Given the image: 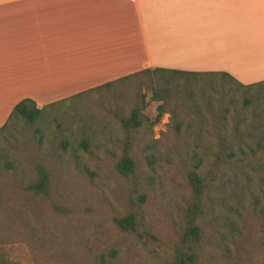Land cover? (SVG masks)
I'll return each instance as SVG.
<instances>
[{
	"label": "rangeland",
	"instance_id": "374dc122",
	"mask_svg": "<svg viewBox=\"0 0 264 264\" xmlns=\"http://www.w3.org/2000/svg\"><path fill=\"white\" fill-rule=\"evenodd\" d=\"M40 106L0 132L3 264H179L188 172L203 180L192 264H264V84L141 72ZM133 108L140 126L124 131ZM39 171L45 194L27 189ZM128 212L136 233L113 224Z\"/></svg>",
	"mask_w": 264,
	"mask_h": 264
},
{
	"label": "crops",
	"instance_id": "0c3cea01",
	"mask_svg": "<svg viewBox=\"0 0 264 264\" xmlns=\"http://www.w3.org/2000/svg\"><path fill=\"white\" fill-rule=\"evenodd\" d=\"M145 70L264 82V0H0V131Z\"/></svg>",
	"mask_w": 264,
	"mask_h": 264
},
{
	"label": "trees",
	"instance_id": "16d2710c",
	"mask_svg": "<svg viewBox=\"0 0 264 264\" xmlns=\"http://www.w3.org/2000/svg\"><path fill=\"white\" fill-rule=\"evenodd\" d=\"M143 72H162V73H170L179 76L193 75L175 70L172 71L145 70ZM125 78H122L118 81H121ZM230 81H232L231 78ZM260 84H264V82L258 83L257 85ZM109 85L111 84H105L104 87H107ZM237 85L240 87H249V86H254L256 84L248 85V86H243L240 84ZM156 109H157V116L154 119V123L157 122L159 116L161 115V107L157 106ZM41 110L42 108H37L32 101L27 99L21 100L13 107L10 113V118L14 115H17L23 118L24 120H26L27 122H32L39 116ZM138 117H139V109L138 108L131 109V111L129 112V116L126 119H122L120 121L123 130L127 131L129 129L138 128L140 126V121ZM114 170L119 176L123 178H127L132 173L133 162L129 157L127 148H124L122 150L121 156L114 164ZM186 179L191 189V201L185 209L184 212L185 225L182 232L180 233L177 247L174 250V259L179 264H182L184 262V259H186L190 264L193 263L194 253L191 252V244H194L199 239V228L196 226L195 223H196V219L201 214V208H202L201 205L202 191H203L202 178L195 172H188ZM46 185H47L46 175L43 171H39L37 180L33 184L29 185L27 189L37 194H45ZM138 223H139L138 216L136 214H133L132 212H128L123 217L113 219L114 226L119 231L126 233H136ZM109 254L113 255L114 251H110ZM0 264L3 263L0 261Z\"/></svg>",
	"mask_w": 264,
	"mask_h": 264
}]
</instances>
